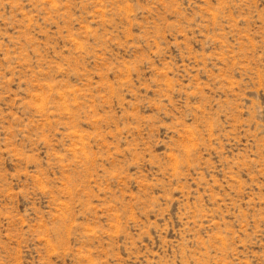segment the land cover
Returning a JSON list of instances; mask_svg holds the SVG:
<instances>
[{
    "label": "rangeland",
    "instance_id": "obj_1",
    "mask_svg": "<svg viewBox=\"0 0 264 264\" xmlns=\"http://www.w3.org/2000/svg\"><path fill=\"white\" fill-rule=\"evenodd\" d=\"M0 264H264V0H0Z\"/></svg>",
    "mask_w": 264,
    "mask_h": 264
}]
</instances>
